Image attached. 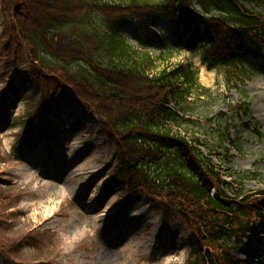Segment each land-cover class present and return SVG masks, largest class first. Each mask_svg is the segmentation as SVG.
<instances>
[{"label":"trees","instance_id":"obj_1","mask_svg":"<svg viewBox=\"0 0 264 264\" xmlns=\"http://www.w3.org/2000/svg\"><path fill=\"white\" fill-rule=\"evenodd\" d=\"M0 8L7 20L0 56L14 68L24 59L25 79L50 90L53 104H80L106 130L117 158L108 188L126 186L130 201L146 198L182 220L193 264H241L234 251L264 220V203L245 195L238 178L225 181L232 173L222 175L199 138L179 129L203 90L192 61L157 71L144 47L162 52L186 39L207 70L241 86L264 63V0H0ZM123 26L143 48L129 43ZM235 108L251 117L246 98Z\"/></svg>","mask_w":264,"mask_h":264},{"label":"rangeland","instance_id":"obj_2","mask_svg":"<svg viewBox=\"0 0 264 264\" xmlns=\"http://www.w3.org/2000/svg\"><path fill=\"white\" fill-rule=\"evenodd\" d=\"M6 23L0 8V54ZM157 28L165 32L162 22ZM122 30L143 48L133 29ZM182 44L162 52L153 43L144 47L158 59L157 71L187 60L198 69L203 90L190 99L179 129L195 134L202 153L238 178L245 195L264 200V63L251 80L229 88L220 70H207L200 52ZM28 67L0 56V264H193L189 228L146 198L130 201L126 186L108 188L117 158L106 130L79 104H53L50 90L25 79ZM244 98L253 120L237 115ZM251 229L233 255L264 264V221Z\"/></svg>","mask_w":264,"mask_h":264},{"label":"bare ground","instance_id":"obj_3","mask_svg":"<svg viewBox=\"0 0 264 264\" xmlns=\"http://www.w3.org/2000/svg\"><path fill=\"white\" fill-rule=\"evenodd\" d=\"M205 80H207V79L205 78ZM134 248H136V246H134V245L132 246V245H131L128 249H129V250H131V249L133 250Z\"/></svg>","mask_w":264,"mask_h":264}]
</instances>
